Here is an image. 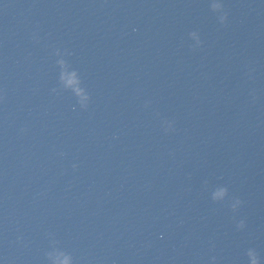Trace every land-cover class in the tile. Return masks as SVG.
Returning a JSON list of instances; mask_svg holds the SVG:
<instances>
[{
  "label": "clouds",
  "instance_id": "obj_1",
  "mask_svg": "<svg viewBox=\"0 0 264 264\" xmlns=\"http://www.w3.org/2000/svg\"><path fill=\"white\" fill-rule=\"evenodd\" d=\"M210 8L213 12L218 13V19L219 22L223 25L227 21V13L224 12V5L219 2V0H213V2L210 4ZM197 32H191L189 35H196ZM201 40L199 39L197 46L199 47L201 45ZM62 63V62H61ZM147 106V105H146ZM167 123V122H166ZM172 127L171 123H167V127L165 128V131L170 130ZM75 168L76 165H73ZM228 196V189L226 187H219L217 190L214 191L212 195V200L213 201H219L223 198H226ZM242 201L240 199H235V203L231 204L232 211L235 212L237 210V206L241 205ZM238 228H244L245 227V222L243 220L239 221ZM249 264H261L260 257L258 253L256 252L255 249H249L246 253ZM215 258L213 257V260Z\"/></svg>",
  "mask_w": 264,
  "mask_h": 264
}]
</instances>
